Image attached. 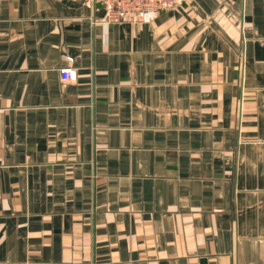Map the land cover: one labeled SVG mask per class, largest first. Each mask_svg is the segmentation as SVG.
<instances>
[{
  "label": "crops",
  "instance_id": "1",
  "mask_svg": "<svg viewBox=\"0 0 264 264\" xmlns=\"http://www.w3.org/2000/svg\"><path fill=\"white\" fill-rule=\"evenodd\" d=\"M102 16L0 0V264H264V0Z\"/></svg>",
  "mask_w": 264,
  "mask_h": 264
},
{
  "label": "built area",
  "instance_id": "2",
  "mask_svg": "<svg viewBox=\"0 0 264 264\" xmlns=\"http://www.w3.org/2000/svg\"><path fill=\"white\" fill-rule=\"evenodd\" d=\"M89 5L99 4L103 9L102 24L111 22L143 23L164 10L183 4L186 0H84ZM69 64L59 68L64 80L76 78V67L71 64L72 57L66 56Z\"/></svg>",
  "mask_w": 264,
  "mask_h": 264
}]
</instances>
